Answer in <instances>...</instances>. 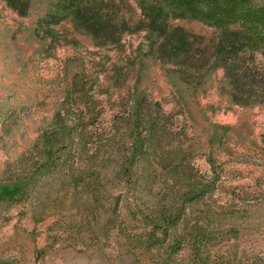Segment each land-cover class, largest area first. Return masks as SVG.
Here are the masks:
<instances>
[{"label":"rangeland","instance_id":"1","mask_svg":"<svg viewBox=\"0 0 264 264\" xmlns=\"http://www.w3.org/2000/svg\"><path fill=\"white\" fill-rule=\"evenodd\" d=\"M29 2L20 16L0 0V264H264V101L235 103L222 69L185 82L161 60L142 6L206 39L217 30L174 19L168 0ZM78 4L109 28L82 29ZM58 115L87 129V150L66 149L65 177L31 181ZM152 121L162 132L144 140ZM141 143L135 177L119 176ZM91 168L96 201L66 177ZM163 210L182 212L177 228L160 227Z\"/></svg>","mask_w":264,"mask_h":264},{"label":"trees","instance_id":"2","mask_svg":"<svg viewBox=\"0 0 264 264\" xmlns=\"http://www.w3.org/2000/svg\"><path fill=\"white\" fill-rule=\"evenodd\" d=\"M20 1L8 0V4L20 16H26L30 2L24 0V4H19ZM168 5L174 19L199 21L217 30L218 34L214 38L206 39L181 27H171L168 24L170 14L164 7L144 2L142 7L147 16L146 31L150 38L159 42L161 60L175 65L182 79L189 84L201 81L211 72L222 69L232 85L235 103L248 105L264 101V65L258 60V57L264 58V2L258 5L256 0H168ZM72 9L71 13L82 29L97 36L109 28V24L100 16L90 14L81 4ZM56 122L57 127L54 131L51 134L48 132L44 134L43 151L36 162L32 163L34 173L31 181H35L40 173L44 174L49 169H54L65 177L66 149L77 147L80 149V155L87 150L89 133L86 128L66 126L61 115L57 116ZM159 122H150L145 137L141 132L138 133V137H132H137V140L142 137L144 140L151 137L156 139L159 132H162L159 129ZM72 131L75 132L76 139L72 137ZM118 136L117 131L114 137L109 136L103 140L109 144ZM143 144L133 146L129 158L126 161H119V176L131 179L135 177L133 171L135 164L141 158L146 159ZM153 147L151 144L147 152ZM92 162L94 167L98 166L96 159ZM161 166L167 170L170 168V164L165 162H162ZM76 171L77 174L66 177H71L76 189L83 188L84 195L96 201L101 188L100 176L92 168ZM172 171L175 174L178 170L173 168ZM28 186H21L18 195L26 193ZM193 194V190L188 193L190 200L193 199ZM182 215L181 211L177 216L168 215L164 210L160 211L158 220L160 227L166 226L167 231L171 227L177 228ZM148 219L150 218H147V221Z\"/></svg>","mask_w":264,"mask_h":264}]
</instances>
